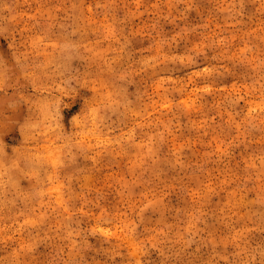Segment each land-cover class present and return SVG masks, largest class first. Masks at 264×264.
<instances>
[{
	"label": "rangeland",
	"instance_id": "1",
	"mask_svg": "<svg viewBox=\"0 0 264 264\" xmlns=\"http://www.w3.org/2000/svg\"><path fill=\"white\" fill-rule=\"evenodd\" d=\"M0 264H264V0H0Z\"/></svg>",
	"mask_w": 264,
	"mask_h": 264
}]
</instances>
